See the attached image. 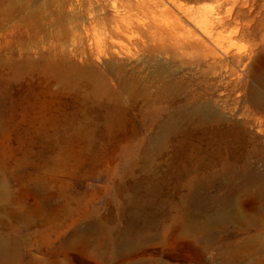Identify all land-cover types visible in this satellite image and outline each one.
<instances>
[{"label": "rangeland", "instance_id": "374dc122", "mask_svg": "<svg viewBox=\"0 0 264 264\" xmlns=\"http://www.w3.org/2000/svg\"><path fill=\"white\" fill-rule=\"evenodd\" d=\"M175 1L176 9L170 8L168 0H0V177H7L11 191L8 198H0L2 207L21 212L26 207L36 209L37 200L18 184L26 171L49 187L52 201L78 199L74 216L79 220L83 214L115 213L123 170L135 162L140 142L154 122L165 118L164 109L171 110L177 96L170 88L159 99V77L168 83L182 78L184 91L179 96L206 102L219 116L246 126L252 116L249 90L254 88L264 97L259 79L264 78V0ZM191 31L200 36L209 33L215 44L214 60L199 48L184 46ZM239 54L245 57V70L236 77L234 57ZM121 72L137 80V91L148 90L154 103L149 110L146 100L122 94V103L106 114L107 92L117 87ZM85 122L84 134L98 138L91 149L79 138ZM253 122L254 118L248 124ZM183 128L192 126L179 124L178 129ZM176 138L170 131L162 152L149 154L153 157L149 169L134 168V176L141 179L152 173L163 183L172 180ZM188 139L197 145L205 141L200 132H192ZM251 159L252 168L264 170L263 162ZM207 193L210 198L215 189L210 187ZM0 214L7 215L1 209ZM68 232H49L50 245L42 246H57L56 235L68 236ZM21 234L25 242L36 239L38 243L34 233ZM183 243L185 239L170 234L156 248L166 264H199L193 251L180 250ZM218 252L216 247L207 249L203 260L210 262ZM242 252L250 253L247 259L229 257L230 263L264 264V246ZM36 255L43 264H94L92 258L70 252L55 258ZM34 260L25 253L19 264ZM215 263L224 264V259L222 263L216 256L210 264Z\"/></svg>", "mask_w": 264, "mask_h": 264}, {"label": "bare ground", "instance_id": "6f19581e", "mask_svg": "<svg viewBox=\"0 0 264 264\" xmlns=\"http://www.w3.org/2000/svg\"><path fill=\"white\" fill-rule=\"evenodd\" d=\"M168 3L170 8H177L175 0H168ZM211 19L218 20L216 16H210ZM200 33L201 36L191 31L184 46L199 48L214 60V42L209 33ZM130 58L137 59L132 55ZM234 59L239 75L236 77H240L245 70V57L239 54ZM111 67L112 64L109 69ZM122 73H119L117 87L106 91L110 101L106 114L122 103V94L146 100L144 106L149 110L154 103L150 102L148 90L137 91V80L123 77ZM157 79L160 81L159 99L164 98L170 88H174L177 96L172 109H164L165 118L154 122L145 141L140 142L142 145L135 162L123 170L117 185L121 199L116 212L103 217L94 213L83 214L79 220L74 216L76 205L80 203L78 199L70 197L69 200L52 201L49 187L23 171V175L19 174L18 184L37 200V206L33 211L26 207L21 212L19 208L0 205V209L7 213L6 216L0 214V264H19L25 253L35 259L32 264H43L36 253L55 258L63 253L69 256V252L78 258H92L94 264H166L156 247L170 234L185 239L186 245L183 243L180 250L193 251L199 264H210L216 256L222 263L224 259V264H231L229 257L245 260L250 253L241 254V251L264 246V170L257 171L251 166L254 163L251 156L256 162L264 163V97L254 88L249 90L252 116L247 121L254 118V124L250 126L245 122L246 126L241 127L240 123H231L227 116H219L208 103L192 100L189 95L179 96L184 91L182 78L169 83L164 77ZM259 79L264 84V78ZM253 113H260L262 117H254ZM106 117L103 118L105 126L108 124ZM179 124L182 127L189 124L192 129L179 130ZM87 127L86 122L81 124L79 138L91 149L98 138L92 133L90 136L84 134ZM251 129H255L254 134ZM170 131L177 136V158L170 166L173 179L163 183L152 173L144 179L136 178L134 168L149 169L148 166L152 165L149 154L162 152ZM192 132L204 135L203 145L188 139ZM188 154L190 158L187 160ZM160 166H163L162 162ZM13 177L16 178V174ZM210 187L215 189V195L208 198ZM10 193L7 177L2 175L1 200L8 198ZM240 198L245 199L240 201ZM83 220L87 221L81 223ZM67 229H70L68 236L56 235L57 246H42L49 244V232L64 234ZM22 232L34 233V237H39L38 243L36 239L25 242ZM214 247L219 252L212 255L210 262L204 261L205 251ZM152 253L158 257H145Z\"/></svg>", "mask_w": 264, "mask_h": 264}]
</instances>
